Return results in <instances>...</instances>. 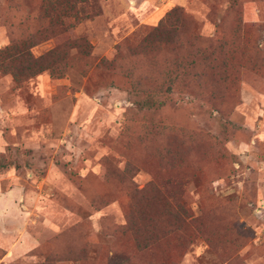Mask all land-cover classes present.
<instances>
[{
	"label": "rangeland",
	"instance_id": "1",
	"mask_svg": "<svg viewBox=\"0 0 264 264\" xmlns=\"http://www.w3.org/2000/svg\"><path fill=\"white\" fill-rule=\"evenodd\" d=\"M56 1L0 0V264H264V0Z\"/></svg>",
	"mask_w": 264,
	"mask_h": 264
},
{
	"label": "trees",
	"instance_id": "2",
	"mask_svg": "<svg viewBox=\"0 0 264 264\" xmlns=\"http://www.w3.org/2000/svg\"><path fill=\"white\" fill-rule=\"evenodd\" d=\"M56 3L57 5L61 6V10L57 15L55 23L61 27L64 26V18H68L70 16H73L74 18H80V15L82 17L86 16L82 15L84 13V8L81 6L78 7L79 4L90 5L94 10L96 8V0H57ZM172 18H174L176 22H182L184 21L185 15L180 8H173L167 13L163 22H161V25L163 23L166 24V22H169ZM51 59L53 64L60 62L63 59L62 50H60L59 48L53 50ZM138 106L140 109H159L161 108L162 103L156 100V98L152 94H149L145 98H142L138 101Z\"/></svg>",
	"mask_w": 264,
	"mask_h": 264
}]
</instances>
